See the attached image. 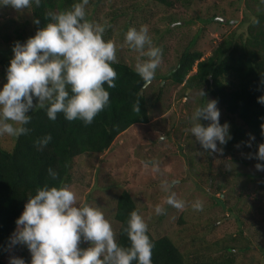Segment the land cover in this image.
Segmentation results:
<instances>
[{
    "label": "rangeland",
    "instance_id": "1",
    "mask_svg": "<svg viewBox=\"0 0 264 264\" xmlns=\"http://www.w3.org/2000/svg\"><path fill=\"white\" fill-rule=\"evenodd\" d=\"M238 1L195 0L189 7L176 4L168 8L152 0H89L86 6L89 20L110 25L104 38L118 45V60L135 68L139 54L119 45L130 27L141 25L148 26L154 45L162 48L163 54L152 84L143 91L149 122L128 128L103 153L76 157L68 185L78 202L99 207L105 213L116 234L117 200L128 189L152 235L171 237L188 262L232 258L236 264H264V171L255 168L253 158L249 164L226 163L224 152H205L188 131L191 114L204 97L200 90L174 88L168 78L196 36V48L205 50L208 56L221 36L239 25L246 5L244 0ZM250 8L257 6L251 4ZM211 14L218 15L216 20L223 23L211 21ZM114 15L119 17L111 25ZM32 35L31 10L18 13L10 7L0 8V59L12 57L14 42H23ZM218 107L221 123L232 125L231 116ZM159 133L166 135V141L157 139ZM5 141H0L1 145L12 149L14 145L8 147L14 143L12 136L6 135ZM237 153L246 158L247 153ZM150 160L160 162L161 174L144 167L143 162ZM172 178L180 179L174 190L177 198L185 201L183 209L166 204L168 193L162 190L161 181ZM196 199L203 201L202 211L191 207ZM157 203L167 209L165 214H155ZM81 246L88 247L89 243L82 242ZM11 255L31 260L24 245L17 244Z\"/></svg>",
    "mask_w": 264,
    "mask_h": 264
},
{
    "label": "clouds",
    "instance_id": "2",
    "mask_svg": "<svg viewBox=\"0 0 264 264\" xmlns=\"http://www.w3.org/2000/svg\"><path fill=\"white\" fill-rule=\"evenodd\" d=\"M41 3L42 0H0V8L10 7L22 13ZM260 3L264 4V0ZM88 4L89 0H74L64 10L47 11V23L43 27H38L25 41L14 42L13 56L6 68V82L0 87V136L28 134L30 113L36 109L45 110L52 121L62 113L68 121L80 120L88 125L110 104L109 89L116 87L118 76L113 67L118 63V45L104 38L110 25L87 18ZM33 23L40 25V18L34 17ZM125 45L139 54L135 72L143 82L142 94L156 76L162 61V48L154 45L147 25L130 27L119 47ZM260 75V86L264 88V72ZM199 94L207 96L203 88ZM257 100L264 104V94ZM133 111H140L139 99ZM220 115L218 101L206 99V103L194 108L190 117L188 131L209 155L223 152V147L218 145H226L233 138L230 123H221ZM202 120L209 123L204 124ZM260 129L264 136V122ZM157 139L163 142L167 137L159 133ZM51 140V133H47L35 143L42 150ZM254 140L255 136L250 134L249 147ZM253 156L258 160L255 168L264 171V163L260 162L264 161V142L259 143L257 152L248 154V158ZM143 164L145 168L150 167L153 174H161L158 160ZM48 175L55 179L58 173L49 167ZM179 183L178 178L164 179L161 187L168 193L166 204L183 209L185 201L178 199L174 190ZM191 207L202 211L204 203L196 199ZM154 211L162 215L167 209L157 203ZM15 224L5 250L17 244L24 245L31 260L11 255L9 264H154L155 244L139 210L133 209L128 214L122 232L130 243L121 244L105 213L99 207L78 202L76 193L67 184L37 187L34 194L28 195ZM82 242H88L89 246L82 247Z\"/></svg>",
    "mask_w": 264,
    "mask_h": 264
},
{
    "label": "trees",
    "instance_id": "3",
    "mask_svg": "<svg viewBox=\"0 0 264 264\" xmlns=\"http://www.w3.org/2000/svg\"><path fill=\"white\" fill-rule=\"evenodd\" d=\"M152 1L174 8L176 4L189 7L195 0ZM244 1L246 12L242 21L230 33L221 36L211 54L207 56L205 50L196 48L199 35L196 36L168 78L174 88H203L207 96L202 99V104L209 98L218 101V105L232 118L230 131L233 138L226 145H221L226 163L249 164L251 158H248V154L257 152L259 143L264 142L260 129V124L264 122V104L257 100L259 95L264 94V88L260 86V74L264 72V4L260 0ZM73 2L74 0H42L40 6L34 5L30 9L34 34L38 27L47 23V11L64 10ZM251 4L257 6V9H251ZM34 17L40 18V25L33 23ZM118 17L119 15L112 16L111 25ZM210 17L213 22L223 23L216 20V14H211ZM231 21L232 18L229 19L230 24ZM10 59L7 56L0 59V87L6 82V68ZM113 67L118 76L116 87L109 89L110 104L91 124L85 125L80 120L68 121L62 113L58 114L57 120L52 121L48 119L45 110L36 109L30 113L32 120L28 127L31 131L28 134L12 136L14 143L8 145H14L12 149L4 148L0 143V264H9L7 258L15 246L10 250L5 249L29 194H34L36 188L44 184L68 185L70 170L76 157L103 153L128 128L149 122L147 98L144 93L141 94L143 82L135 68L120 60ZM138 99L140 111L136 112L133 111V106ZM207 123L209 121H204V124ZM47 133H51L52 140L41 150L35 142ZM250 134L255 136V140L249 147L247 141ZM5 140L6 134L0 136L2 143ZM237 152L247 153L246 158L238 156ZM252 158L255 163L258 162L255 156ZM49 167L58 173L55 179L48 175ZM133 209L140 212L131 192L124 189L118 197L115 211V220L119 223L117 239L124 245H128L130 241L122 228ZM149 235L155 244L152 255L154 264H236L232 258L225 261L206 259L188 262L171 237L155 238L150 231Z\"/></svg>",
    "mask_w": 264,
    "mask_h": 264
}]
</instances>
